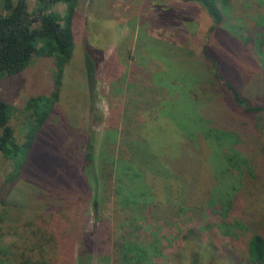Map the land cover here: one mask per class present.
Segmentation results:
<instances>
[{
  "label": "rangeland",
  "instance_id": "obj_1",
  "mask_svg": "<svg viewBox=\"0 0 264 264\" xmlns=\"http://www.w3.org/2000/svg\"><path fill=\"white\" fill-rule=\"evenodd\" d=\"M231 4L234 9L224 8L230 31L236 34L243 25H251L245 36L264 33V0ZM66 8L62 2L51 7L61 14ZM211 25V17L194 2L79 0L73 55L63 68L59 100L38 133L32 159L13 195L26 208L42 210L49 204L48 210H61L69 231L76 228L75 241L83 232L92 233L84 239L75 264H112L111 242L117 236L144 240L148 234H156L162 247L155 264H176L182 228L220 232L222 197L239 172L228 158L235 155L231 148L248 155L228 141L221 144L207 137V120L191 122L187 129L182 124L185 113L183 121H189L192 112L203 114L201 106H207L200 105L194 93L202 74L212 72L202 53ZM223 35L218 31L211 37L210 49L237 65L243 56L235 53L240 44L235 49L228 46L227 51L218 41ZM86 52L97 64L92 91ZM245 53L243 60L253 71L251 86L264 74V64L251 50ZM56 54L36 55L22 72L0 77V98L11 105L10 125L19 143L27 141L35 117L29 100L52 94L58 73ZM89 143L94 147L91 171ZM12 165L0 151V177ZM62 168L73 175L71 181L57 180L63 176ZM189 177L196 188L210 190L197 189V196H206L198 206L185 203L179 190ZM131 190L139 199L130 203L125 195ZM47 200L50 203L42 206ZM182 207L185 211L180 215ZM11 238L8 235L7 240Z\"/></svg>",
  "mask_w": 264,
  "mask_h": 264
},
{
  "label": "trees",
  "instance_id": "obj_2",
  "mask_svg": "<svg viewBox=\"0 0 264 264\" xmlns=\"http://www.w3.org/2000/svg\"><path fill=\"white\" fill-rule=\"evenodd\" d=\"M182 1L199 4L212 19L207 33L208 41L202 52L211 63L212 72L202 74L204 78L199 79V87L194 93L200 105L207 103V106H201L206 117L197 110V113H191V120L183 121L188 116L185 113L182 124L187 129L192 125L191 122L198 124L207 120V137L215 138L221 144L228 141L243 149L249 158L236 151V148H231L235 155L228 158L239 172L235 183L222 197L223 221L220 232L196 226L182 228L175 263L264 264V74L257 83H253L255 85L249 86L253 71L248 70L244 61L245 49H249L264 64V33L253 36L256 34L253 32L245 36L251 25H243L244 28L240 27L243 29L236 34L230 31L225 10L234 9L232 0ZM58 2L67 5L65 14L51 9ZM0 6V77L22 72L36 55L49 57L56 52L55 63L58 67L52 94L29 100V105L34 107L35 117L26 142L19 143L16 140L10 125L11 105L0 98V151L13 161L10 172L0 177V264H75L77 252L84 249V239L92 233L83 232L75 241L76 228H70L69 231L61 210L50 211L49 204L42 210L26 208L13 195L18 180L32 159L30 154L38 133L59 100L63 68L73 55L74 22L78 15L79 0H36L35 5L29 0H0ZM218 31H224L218 41L227 51L228 46L235 49L240 44L239 51L235 53L243 56L237 65H231L233 61L228 56L224 61L219 52L215 54L210 49L211 37ZM230 39H238L239 42L231 44ZM85 62L92 91L97 64L90 52H86ZM246 77L248 83L245 87ZM175 119L179 120L177 117ZM87 149L92 150L86 152L88 171H91L94 162L93 144L89 143ZM62 170L63 176L57 180L61 182L68 177L71 181L73 175L64 168ZM112 175L109 178L114 181ZM94 179L99 181L96 172ZM194 182V178L183 179L179 190L186 197L185 203L198 206L204 203L199 201L206 199V196H197V189L205 193L210 190L196 188ZM155 183L151 186H156ZM131 192L125 195L126 202L139 199L136 192ZM49 200L43 204L41 202L42 206L50 203ZM184 211V207L180 208V215ZM8 235L12 240H7ZM111 244L114 257L112 264H155V256L162 253L156 234H148L144 240L117 236Z\"/></svg>",
  "mask_w": 264,
  "mask_h": 264
}]
</instances>
